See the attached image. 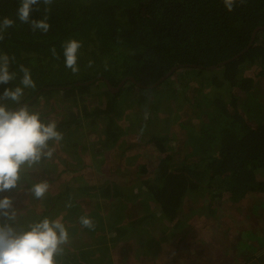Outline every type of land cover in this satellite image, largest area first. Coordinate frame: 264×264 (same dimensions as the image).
I'll list each match as a JSON object with an SVG mask.
<instances>
[{
    "label": "trees",
    "instance_id": "obj_1",
    "mask_svg": "<svg viewBox=\"0 0 264 264\" xmlns=\"http://www.w3.org/2000/svg\"><path fill=\"white\" fill-rule=\"evenodd\" d=\"M18 5L19 0H0V19H15ZM44 14L43 5L31 13L36 19ZM48 16V33L33 32L29 25L16 20L0 40V53L15 57L11 68L18 74L16 79L0 84L1 98L6 88L20 83V65L31 70L36 85L25 90L23 99L29 106L55 93L61 92L64 98L72 100L96 89L97 102L92 110H85V116L73 113L71 119L57 127L60 132L69 131L90 118L97 124L104 122L108 135L103 147H112L109 142L117 139L118 129H123L119 119L135 114V122L141 121L135 124L139 130L157 120L146 143L165 151L169 136L164 131L170 125L160 113L176 108L177 119L183 115L182 110L178 112L183 103L189 101L196 115L195 120H186L193 129L190 134L185 120H175L176 131L184 136L180 146L189 151L179 160L173 157L174 153L160 157L154 176L138 182L134 194L124 193L120 185L110 183L106 187L89 186L88 190L101 189L102 196L112 200L117 197L133 201L141 197V224L163 218L177 223L184 206L192 205L197 196L246 203L253 193H264V88L243 74L244 66L251 64L259 67V74L264 77V0H236L232 11L227 10L224 0H54ZM259 26L262 28L249 47ZM73 38L82 42L78 74L65 67L63 56L64 43ZM53 47L59 58L52 55ZM238 54L241 55L235 57ZM229 59L232 61L222 64ZM211 85V92L205 93ZM224 85L226 89L222 88ZM189 87L193 97L186 95L175 104ZM226 91L230 93L228 98L224 96ZM2 103L10 108L21 106L7 99ZM40 114L45 120V114ZM125 152L121 150L119 162ZM101 161L108 162V158ZM124 169L123 164L119 175ZM32 178L36 179L34 183L47 179ZM61 195L57 201L70 194ZM152 202L159 206L161 216L144 212ZM79 203L73 204L75 213ZM201 208L197 206L195 210ZM227 210L214 213L210 209L206 223L213 224ZM41 214L37 220L50 213L44 210ZM130 215L133 218L136 212ZM228 222L235 231L240 230L236 222ZM65 225L70 237L77 232ZM116 228L124 233L121 226ZM250 229L258 241L252 246L257 252L254 247L260 243L264 247V235L260 233L264 232V222L257 229ZM68 259L67 253L58 256L57 264Z\"/></svg>",
    "mask_w": 264,
    "mask_h": 264
},
{
    "label": "rangeland",
    "instance_id": "obj_2",
    "mask_svg": "<svg viewBox=\"0 0 264 264\" xmlns=\"http://www.w3.org/2000/svg\"><path fill=\"white\" fill-rule=\"evenodd\" d=\"M259 72L260 68L251 64L245 65L243 69L245 76L260 82L259 85L264 88V77ZM192 83L198 84L196 81ZM210 87L214 86H208L205 93L211 92ZM222 88L226 89V85ZM95 92L96 89H92L86 98L78 96L72 100L64 98L61 92L55 93L42 97L29 107L44 113L45 120L60 124L71 119L73 113L85 116V110H92L97 102ZM193 94L190 87L186 88L180 100L176 99L178 101L174 100V103L179 104L186 95L190 98ZM224 94L225 98L230 95L227 91ZM5 100L0 97L1 103ZM183 105L178 111L180 114L182 110L183 115L180 114L177 119L176 108L165 109L160 113L170 125L169 130L164 131L169 139L165 141L166 149L162 152L152 143H146L153 134V127L158 124L157 120H152L139 130L135 124H141V121L135 122V114L119 119L123 129H118L117 139L109 142L112 147H103L102 142L106 141L108 135L104 122L97 124L90 118L83 120L78 128L62 130L63 139L50 144L54 148L53 157L31 170V178H47L45 180L49 183V190L45 197H31V193L27 191V178L22 179L23 191L12 189L0 193V197L10 195L14 198V206L18 209L16 224L26 227L29 222L42 216V211L47 210L50 213L47 217H60L70 229L75 228L77 232L71 235L67 244L69 248H64V254L67 253L69 259L62 260L63 264H243L246 254L257 253L264 248L260 243L258 247H254L258 249L257 252L252 249L256 240L250 229H257L264 222L261 219L264 218V193H253L246 203L231 202L225 197L219 201L217 197L210 199L203 195L197 196L192 200V205L184 206L177 218L178 224L167 218L157 219L152 224H141L138 223L141 218L138 214L143 212L139 201L141 197L133 201L117 197L112 200L103 197L101 189H87L93 185L106 187L110 183L120 185L124 193L134 194L138 191V182L154 176L160 157L174 153L173 157L179 160L181 155H185L183 153L189 149L182 146L184 136L176 131L177 122L185 120L186 130L190 134L193 129L186 120H195L196 115L189 101ZM48 112L51 113L47 114ZM146 115L143 116L144 120H147ZM175 120L178 121L175 123ZM79 140H82L81 144ZM121 150L126 152L119 162ZM105 157L108 162L103 163L101 159ZM123 164L125 169L121 176L118 170ZM35 180L32 178L33 182ZM61 194L70 195L57 201ZM78 201L81 203L77 208L78 213H75L73 204ZM197 206L202 208L195 210ZM210 209L214 213L222 209L227 212H221L219 219L209 224L210 221L206 223V217ZM158 211L160 209L155 202L144 210L145 213L153 212L161 216L162 212ZM131 212H136V216L132 218ZM80 215L89 216L95 225L94 229L82 227L79 223ZM228 221L236 222L240 230L235 231L234 225H230ZM223 222L226 224L223 225ZM116 226H121L124 233H119ZM262 231L260 233L264 235ZM98 248L100 251H97Z\"/></svg>",
    "mask_w": 264,
    "mask_h": 264
},
{
    "label": "clouds",
    "instance_id": "obj_3",
    "mask_svg": "<svg viewBox=\"0 0 264 264\" xmlns=\"http://www.w3.org/2000/svg\"><path fill=\"white\" fill-rule=\"evenodd\" d=\"M241 3L244 0H240ZM54 0H19L16 17L0 19V40L5 32L13 27L16 20L27 24L33 32L48 33L51 29L48 13ZM227 10L232 11L236 0H224ZM44 6V16L33 18L31 13ZM82 42L73 38L63 45L65 67L73 74L80 71L78 65L79 49ZM54 57H58L55 47L51 50ZM14 56L0 53V84H7L17 78L18 74L12 70ZM92 62L89 61V66ZM22 75L20 83L15 88H6L3 98L21 105L10 108L0 103V193L12 189L24 190L22 179L29 180L27 191L31 197L42 199L49 190L46 180L33 182L31 170L50 160L54 154L51 142L63 139L55 121H45L41 114L30 108L24 102L25 90L34 88L35 81L31 70L20 65ZM18 209L14 206V198L10 195L0 197V264H57V257L64 254V246L69 243V231L60 217H43L29 222L26 227L16 224ZM82 227L94 229L92 219L87 215L79 218Z\"/></svg>",
    "mask_w": 264,
    "mask_h": 264
},
{
    "label": "crops",
    "instance_id": "obj_4",
    "mask_svg": "<svg viewBox=\"0 0 264 264\" xmlns=\"http://www.w3.org/2000/svg\"><path fill=\"white\" fill-rule=\"evenodd\" d=\"M243 264H264V249L257 253L246 254Z\"/></svg>",
    "mask_w": 264,
    "mask_h": 264
},
{
    "label": "water",
    "instance_id": "obj_5",
    "mask_svg": "<svg viewBox=\"0 0 264 264\" xmlns=\"http://www.w3.org/2000/svg\"><path fill=\"white\" fill-rule=\"evenodd\" d=\"M261 28H262V26H259V27L256 28V30L254 31V33H253V37H252V40H251V43H250L249 47L252 45L253 41L255 40L256 34L258 33V31H259ZM249 47H248V48H249ZM248 48H247L246 50H244L243 52H241V54L245 53V51H247ZM241 54H238V55L235 56V57H238V56H240ZM233 59H234V58H233ZM230 61H232V59H229V60L223 62L222 64H225V63L230 62ZM222 64H220V65H222ZM172 72H173V70H171V72H169L168 74H166L165 78L168 77ZM158 84H159V82H157L155 85H158ZM143 86H146V85L143 84ZM116 89H118V88H116Z\"/></svg>",
    "mask_w": 264,
    "mask_h": 264
}]
</instances>
